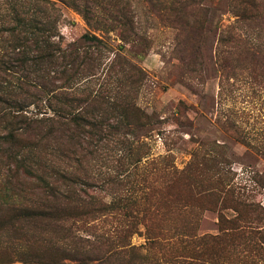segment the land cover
Instances as JSON below:
<instances>
[{
	"label": "rangeland",
	"instance_id": "374dc122",
	"mask_svg": "<svg viewBox=\"0 0 264 264\" xmlns=\"http://www.w3.org/2000/svg\"><path fill=\"white\" fill-rule=\"evenodd\" d=\"M13 1L0 0L1 18ZM47 1L62 50H93L92 36L101 45L69 85L73 69L51 66L42 91L18 95L21 111L5 109L41 118L60 106L98 123L102 139L90 144L87 126L41 139L14 118L0 121V137L14 134L0 143V264H77L68 254L115 234L125 235L113 247L123 251L107 264H184L173 260L176 237L194 218L192 236L224 231L205 245L203 264H264V67L241 47L264 42V0ZM36 16L46 33L49 18ZM34 154L40 167L54 159L74 171L101 210L60 221L4 209L49 200L27 173Z\"/></svg>",
	"mask_w": 264,
	"mask_h": 264
},
{
	"label": "trees",
	"instance_id": "16d2710c",
	"mask_svg": "<svg viewBox=\"0 0 264 264\" xmlns=\"http://www.w3.org/2000/svg\"><path fill=\"white\" fill-rule=\"evenodd\" d=\"M191 1L192 3L190 5L192 7H195L198 3L197 0ZM245 2L251 8L254 7L253 0H245ZM23 3H25L26 10L23 8ZM29 7L33 8L31 13H29ZM36 13L47 16V19L49 18L48 21H45L46 28L44 30L46 33L39 34V31L42 30L39 26L42 24L39 22L40 19L36 16ZM191 14H194V11ZM57 18L58 14L55 6L47 0H14L9 11L2 18L0 17V31L6 30L8 33V38L0 40V121L6 117L14 118L18 123L22 124L25 131L33 129L32 135L34 136L46 133V136H42L41 139H47L53 132L54 127L62 131L61 128L79 130L83 126H87L90 130L86 133L92 141L89 143L96 145L102 139L101 135L98 134L101 128L98 123L84 119L80 113L67 111L66 116H63L64 109L59 106L55 110L57 117L29 118L20 112L12 115L10 111L7 112V109H5L14 108V111H21L22 109L17 99L18 95L28 91L35 93L42 91L46 86V75L51 66H59L65 62V66L73 69V73L65 79L68 83L67 85H69L70 80L75 78L79 66L92 61V52L98 48L96 44L101 45L100 41L94 36L91 37L95 43L92 46L93 50L89 48L82 51L62 50L51 39V36H53L52 32H54L53 30L55 28L54 23L57 21ZM8 24L11 25L4 27ZM186 25L188 24L186 23ZM234 37L237 38V35L235 34ZM241 47L246 49L247 52H252L251 55L255 59L253 62L257 61L260 66L264 67V42L253 45L244 41ZM221 67H224V63L221 64ZM45 70L46 75H40ZM222 70L221 72L224 73L225 69ZM44 120L48 123L50 122L49 126ZM46 126L49 128L46 129ZM13 137L14 134L9 132L6 136L0 137V143H8ZM10 145H12L11 141ZM3 154L5 153L3 152ZM33 157L35 158L33 163L37 167L30 169L27 173L34 177L47 190L49 200L36 201L39 202L37 206L32 204L16 205L14 203H8L3 205L4 209H8L9 206L11 210H15L18 213L21 212L22 216L24 215L25 217H33L37 214L53 215L60 221L68 219L66 216H68L69 212L73 213L74 217L75 215L88 214L101 210V205L93 202L86 195L85 188L83 187L85 184L79 182V177L74 171L55 166L53 164L54 159H49L48 163H44L40 167L38 165L42 160L40 154H34ZM25 161L23 160V163L20 162V167L23 166ZM68 204L72 206L70 208L71 211L65 209V206ZM181 206L187 207V204H181ZM223 221V218L219 220L221 223ZM182 222L181 228L179 227L181 232H178L179 234L176 237L177 242L181 244L180 254L178 256L174 255L173 260L177 261V263L184 264H195L199 260L203 264L207 259V257L206 259L204 258L206 256L205 245L209 241L219 242L222 240L224 237L223 228L219 229L221 231H219V235L203 234L201 236H192L189 233L190 231H195L199 223V218L184 220ZM136 224L137 219L132 217L129 220L128 227L133 228ZM63 230L67 231L70 228ZM231 230L235 234L241 231L235 225L231 227ZM124 238L125 235L117 234L113 236H102L97 240L98 244H93L88 248L81 247L82 252L78 256L71 257L68 254L67 258L69 260H75L77 264H107L110 262L112 255L123 251L113 250V247L121 243Z\"/></svg>",
	"mask_w": 264,
	"mask_h": 264
}]
</instances>
